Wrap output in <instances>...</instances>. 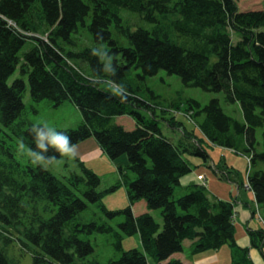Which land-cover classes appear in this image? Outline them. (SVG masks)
I'll return each instance as SVG.
<instances>
[{
    "label": "trees",
    "instance_id": "obj_1",
    "mask_svg": "<svg viewBox=\"0 0 264 264\" xmlns=\"http://www.w3.org/2000/svg\"><path fill=\"white\" fill-rule=\"evenodd\" d=\"M239 1L0 0V264H21L10 255L15 246L22 256L32 255L31 264H86L95 250L94 233L110 234L121 252L107 264H184L174 254L184 252L186 241L192 255L231 245L228 264H253L250 248L236 239L234 202L212 197L200 181L182 183L193 171L189 155L208 159V146L231 148L249 158L248 184L264 208V8L241 10ZM124 9L147 25L132 29ZM28 41L33 45L22 52ZM93 47L112 55L114 76L100 70ZM18 66L20 76L10 83ZM161 69L187 85L224 92L227 102L240 104L244 120L228 114L219 98L205 105L190 98L186 112L200 118L194 121L198 130L175 115L163 117L182 129L178 140L169 137L156 103L139 93ZM26 76L34 101L49 99L57 106L68 100L81 110L79 125L62 130L73 144L94 136L111 158L127 154L128 164L119 166L118 183L110 188L126 186V207L107 208L100 175L80 157L79 171L58 175L21 154V139L35 147L24 101ZM90 77L114 79L130 95L121 102L106 84L91 85ZM124 114L135 119L133 129L116 122ZM140 200L147 211L137 214ZM157 208L162 223L151 213ZM118 215L124 220L116 229L110 220ZM248 231L251 244L263 249L264 227ZM136 233L142 249H124L123 234ZM93 259L91 264H101Z\"/></svg>",
    "mask_w": 264,
    "mask_h": 264
},
{
    "label": "rangeland",
    "instance_id": "obj_2",
    "mask_svg": "<svg viewBox=\"0 0 264 264\" xmlns=\"http://www.w3.org/2000/svg\"><path fill=\"white\" fill-rule=\"evenodd\" d=\"M239 6L241 10L263 9L264 0H240ZM122 16L124 19H131L132 29H135L139 24H146L139 17L138 13L130 10L124 9L122 11ZM89 20L90 16L88 17V21ZM87 33L89 34V32ZM232 35L235 40L239 39V34L237 32H232ZM87 43L89 45L92 44L91 40H88ZM32 45L33 42L28 41L23 47L22 52L28 50ZM86 66L89 65L87 64ZM135 72H137V70ZM18 76H20L19 66L9 78V82L11 83ZM146 83L148 88H143L139 93L141 97L151 103H156L157 107H154V109L157 114V119L159 120L164 133L174 140L179 139L182 134V129L172 127L169 125L167 119L163 117L170 118L175 115L188 127H196L198 130L194 121L199 122L200 118L198 117V120H194L186 112V107L189 105L188 99L190 98L200 101L202 105L207 104L213 98H219L224 110L228 114L238 120H244L240 104L227 102L224 92L209 91L201 87L187 85L179 75L169 73L165 69H161L157 74L149 76ZM24 101L27 105V117L33 123H47L50 126L55 127L57 130L62 131L66 128L77 127L82 120L81 110L68 100L57 106L53 105L52 101L49 99H42L38 102L34 101L31 97L28 81L24 93ZM174 105H178V109H176ZM162 108L166 109L164 110ZM140 110L146 118L152 119L154 117L149 109ZM116 122L122 124L126 129H133L136 125L135 119L128 114L117 116ZM262 131L263 128L257 130V137L260 141L262 140ZM74 145L77 151V156L80 157L87 166L94 169L100 175V189L106 191L103 200L107 208L119 209L126 207L129 203L126 186L120 184L111 191L110 188L118 183L120 177L118 172L119 166H125L128 164L127 154H123L117 158H111L101 150L94 136ZM208 151L210 155L208 159H204L197 155H189L190 161L193 165V171L185 176L192 174L196 175L198 172L202 173V177L200 174L196 177L200 182L207 185L212 197L218 196L234 202L235 210L237 211V218L235 217L236 239L239 245L250 248L254 264H264V248L261 249L260 247L251 244L248 231L249 227L254 229L264 227V208L254 202L253 193L248 184L247 175L250 167L249 158L231 148L218 145L208 146ZM48 168L58 175H62L67 172V170H80L76 158L67 159L64 157H60L56 164ZM241 200L254 205L253 214L252 210L248 209L244 203H241ZM240 208L242 211L239 213L238 211H240ZM134 211L137 214L147 211L145 200L136 202ZM243 211H247L248 214H242ZM151 213L158 222L162 223L163 219L160 208L151 210ZM123 220L124 216L118 215L110 220V223L116 229H119V223ZM90 238L94 244L95 250L88 257V260H86V264H91L89 261H93V258H97L101 264H107L111 258L120 255L121 252L114 246V240L110 234L94 233ZM122 243L124 249H130L132 247L142 249L139 233L134 235L123 234ZM188 244L189 242L186 241L185 250L183 252L185 256H183V258H190L192 256L189 252ZM225 250H229V253H224L229 255V261L231 263L233 260V247L231 245H224L222 249L216 251L208 250L201 252L198 255L196 254V264H219L222 252ZM10 255H15L16 260H20L21 264H31L32 262V255L27 253L25 256H22L20 251H18L17 246L10 249Z\"/></svg>",
    "mask_w": 264,
    "mask_h": 264
},
{
    "label": "clouds",
    "instance_id": "obj_3",
    "mask_svg": "<svg viewBox=\"0 0 264 264\" xmlns=\"http://www.w3.org/2000/svg\"><path fill=\"white\" fill-rule=\"evenodd\" d=\"M97 37L98 39L103 38L100 33H97ZM90 54L99 59L102 65L100 70L103 73L108 76L115 75L116 68L113 64V57L106 49L93 47ZM70 66L75 68L74 65L70 64ZM88 79L93 86L97 83L106 84L112 94L118 97L121 102H125L130 95L127 88L114 79L100 80L96 77H90ZM29 133L34 140L35 147L26 146L21 139L19 141V150L22 155H25L29 159L31 164L47 169L58 162V156L67 159L77 158L75 145L70 135L66 132L59 131L47 123H34L29 129ZM50 151L53 154H49Z\"/></svg>",
    "mask_w": 264,
    "mask_h": 264
},
{
    "label": "crops",
    "instance_id": "obj_4",
    "mask_svg": "<svg viewBox=\"0 0 264 264\" xmlns=\"http://www.w3.org/2000/svg\"><path fill=\"white\" fill-rule=\"evenodd\" d=\"M229 166V165H228ZM199 174H202V173H197L196 175L195 174H192V175H188V176H184L183 178H182V183L183 184H188V183H190V182H199V180L197 179V175H199ZM252 191V190H251ZM252 193H253V191H252ZM253 198H254V202H256L255 201V197H254V193H253ZM241 203H244L245 205H246V207L248 208V209H250V210H252V214H253V208H254V205H251V204H249V203H247L246 201H243V200H241ZM134 207H135V205H134ZM236 211V210H235ZM242 210H241V208H240V211H238L239 213L241 212ZM236 213H237V211H236ZM242 214H245V215H247L248 214V212L247 211H243L242 212ZM236 218H237V216H236ZM249 228H252V227H249ZM254 229V228H253ZM244 247H246V246H244ZM223 248V247H222ZM221 248V249H222ZM216 251V250H215ZM224 252H227V253H229V250H225V251H223L222 252V256H221V260H220V263L219 264H228V263H230V261H229V255L228 254H226V253H224ZM254 252V251H253ZM210 253H213V252H210ZM199 254V253H198ZM197 254V255H198ZM197 255L195 254V255H192L190 258H187V257H185V258H183V256H185L184 255V253L183 252H179V253H175L174 254V256L175 257H179V258H181L182 260H183V262H184V264H196V262H197V260H196V257H197ZM205 255V254H204ZM206 255H208V254H206ZM249 255H250V257H251V253H250V251H249ZM189 261V262H187V261ZM223 260V261H222ZM251 260H252V262H253V264H254V261H253V259H252V257H251ZM226 261V262H225ZM229 261V262H228Z\"/></svg>",
    "mask_w": 264,
    "mask_h": 264
},
{
    "label": "built area",
    "instance_id": "obj_5",
    "mask_svg": "<svg viewBox=\"0 0 264 264\" xmlns=\"http://www.w3.org/2000/svg\"><path fill=\"white\" fill-rule=\"evenodd\" d=\"M202 177V175H200Z\"/></svg>",
    "mask_w": 264,
    "mask_h": 264
}]
</instances>
